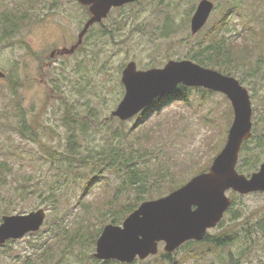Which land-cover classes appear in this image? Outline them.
Returning a JSON list of instances; mask_svg holds the SVG:
<instances>
[{"label":"rangeland","instance_id":"obj_1","mask_svg":"<svg viewBox=\"0 0 264 264\" xmlns=\"http://www.w3.org/2000/svg\"><path fill=\"white\" fill-rule=\"evenodd\" d=\"M15 1L0 0V12L6 11ZM200 1L138 0L116 7L101 23L90 28L76 51L63 53L65 48L70 49L76 44L80 31L91 16L89 8L77 0H39L31 21L9 40L11 42L0 44V71L6 74L0 77V90L6 92L5 97L0 94V108L4 105L1 101L10 98L11 90L16 91L8 113L0 110V115H8L7 120H2H6V124L13 123L21 106L29 119L41 123L48 141H54L58 146L62 140H68L63 128L65 117H83V120H75L76 131L81 136V142H78L83 149L98 147L114 130L119 131L121 136L130 130L129 136L135 141L146 133L142 144L152 155V158L146 159L152 167L162 164L170 167V172L179 175V179L180 176L192 177L198 168L212 164L222 147L218 149L225 138L227 118H233V107L224 94L215 92L204 99V95L195 90L200 88L190 87L194 90L190 93L189 102L173 100L163 103L141 127L133 130L131 128L138 121V116L123 121V126L120 119L111 116V112L124 96L122 71L130 61H136L139 69L148 70L164 67L169 60L186 59L191 43L196 40L190 24L193 13L191 16L189 13L191 10L195 12ZM212 1L216 7L209 22L212 20L214 23L224 7L232 2L245 15L242 18L235 13L231 17V30L229 26L226 34L232 38L237 34L242 39L247 38L246 30L251 26L248 24L245 29L243 23L249 15L258 13L264 16V0ZM167 16L172 17L176 31L164 36ZM191 34L192 39L189 37ZM57 50L58 54L53 55V51ZM240 76L247 79V83L242 84L256 92V101L252 99L253 107H258V114H263L264 51L260 56L256 54L252 63L244 67L236 78L240 80ZM11 78L14 84L10 82ZM8 128L0 131V156L7 143L12 141L19 148L37 153L36 144L18 135L12 126ZM84 134L87 136L83 137ZM38 156L37 160H40ZM18 167L30 169L26 164ZM64 193L71 200L64 204L69 217L59 223L54 217L53 204L47 198L35 196L30 199L33 204L24 213L45 208L46 222L41 230L0 246V264H103V261L91 259V255L96 253V246L71 245L69 238L58 237L59 229L64 225L71 228L81 212L77 207L80 189L72 184L64 189ZM227 195L237 199L235 209H240L244 218L253 219L264 214V192L250 193L240 199L233 191H228ZM84 196L82 202L99 203L106 193L101 186H96ZM244 218L227 214L222 226L218 225L208 232L215 235L237 228L243 237L227 247L222 255L212 254L209 262L199 258L205 250L204 245L185 249L187 245L184 244L172 255L180 261L184 260L183 264H222L228 261L231 253L241 254L244 264H264V239L256 238L253 245L247 243L241 231L245 227ZM95 223L98 224V221ZM164 247L165 243H160L158 255L146 260L137 259L131 264H166L160 257L162 253H167Z\"/></svg>","mask_w":264,"mask_h":264},{"label":"trees","instance_id":"obj_2","mask_svg":"<svg viewBox=\"0 0 264 264\" xmlns=\"http://www.w3.org/2000/svg\"><path fill=\"white\" fill-rule=\"evenodd\" d=\"M38 3L39 0H16L12 3V6L9 5L6 11L0 12V44L11 40L22 31V28L31 21ZM222 12L214 23L211 20L196 34V40L191 43V49L185 58L236 77L242 73L244 67L252 63V59L256 54L260 56L264 51V16L258 13L253 16L249 15L243 24L245 29L248 24L251 28L246 30L247 38L242 39L238 34L237 37L233 38L231 35L226 34L229 26L231 30V17L235 13L244 18L245 15L241 13L240 7L232 2L227 4ZM192 13H194V10H191L189 15L191 16ZM171 19L170 16L166 17L165 30L163 31L166 35L162 33L164 36L171 35L172 31H176L174 22ZM189 37L192 39L193 35L191 34ZM255 72L259 73L260 70H255ZM240 81L241 83H247L244 76H240ZM10 82L15 83L12 78ZM193 90L190 87L180 85L177 89L159 98L138 116V121L132 126L131 130L141 127L140 125L146 121L148 116L153 111L161 108L163 103L173 100L189 102L190 93ZM195 90L204 95V99L207 98L206 95L215 93L204 88ZM249 91L252 92V99L256 101L254 89ZM11 93L8 100L3 99L1 101L4 102V105L0 108L1 112L8 113L9 107L14 102L16 91L11 90ZM0 94L3 97L6 96V92L2 93L1 90ZM233 111H231L233 118H227L225 138L221 140L218 149L221 145L223 147L227 140L228 131L234 119ZM226 117L228 116L226 115ZM3 118L7 120L8 115H0V131L5 128L9 129L8 126H12L18 135L37 145V153L34 150L27 151L26 148H19L18 144L12 143L13 141L8 142L6 148L1 151L0 223L4 215L15 214L16 212L24 213L33 204L30 199L35 196L45 197L53 204L52 208L56 212L54 217L58 220V223L67 219L69 217L66 216L68 208L64 204L66 201L71 202V200L64 193V189L74 184L80 189V199L77 207H80L81 212L75 222L72 223L71 228L64 225L58 231V237L69 238L71 245L95 247L105 225L108 223L121 225L125 218L144 201L167 195L184 185L194 175L207 171L211 166V164L205 165L206 167L202 166L194 172L192 177H190L191 175L185 176V178L180 176L179 179V175H173L170 172V167H165L162 164L160 167H152L149 160L146 161V159L152 158L151 153H148V147L145 149L142 144L146 133L135 141L129 136L130 130L126 131L123 136L119 131L114 130L109 138L100 143L98 147L83 149L78 142L81 136L78 135L75 124L76 119L81 118L83 120V117H65L63 128L66 129L65 133L68 134V140H62L58 143V146L55 145L57 143H54V141H48L41 123L36 119H29L21 106H19L13 123L6 124V120H2ZM121 124L125 125L123 121ZM86 136L87 134H84L83 137ZM123 137L127 140H123ZM125 141L129 142V145ZM36 156L40 160H37ZM263 161L264 113L258 114V107H255L253 136L244 142L237 168L240 172L250 175L259 169V164ZM22 164H26L30 169H20L18 165ZM117 180H119V183ZM96 186H101L105 191L106 196L104 199L99 203L95 201L82 202L84 195ZM164 186L165 189H163ZM237 196L238 198L245 197L240 194ZM237 205V199L233 200V204L226 215L232 213L236 218L238 216L244 218L242 211L235 209ZM244 219L245 227L241 231L244 232L247 243L253 245L256 238L264 239V214L253 219L247 217ZM96 220L98 224L95 223ZM223 222L224 220L219 225L222 226ZM97 225L99 227H96ZM242 238L240 231L237 228H232L215 235L208 233L203 241L193 240L183 245H187L185 249L196 245H204L205 250L199 254V258L209 262L212 254L219 253L222 255L227 247ZM262 242L264 245V241ZM172 254L162 253L160 257L166 264H183L184 260L180 261ZM240 256L241 254L237 256L231 253L228 255V261H223L222 264H244ZM91 259L99 262L94 254L91 255ZM116 262L114 260L103 261V264ZM211 264L218 263L213 262Z\"/></svg>","mask_w":264,"mask_h":264},{"label":"water","instance_id":"obj_3","mask_svg":"<svg viewBox=\"0 0 264 264\" xmlns=\"http://www.w3.org/2000/svg\"><path fill=\"white\" fill-rule=\"evenodd\" d=\"M89 6L91 17L79 33L74 52L90 27L101 23L112 8L138 0H77ZM212 0H201L191 18V32L196 35L209 22L215 10ZM0 71V77H5ZM124 96L111 112L112 117L128 121L139 116L156 100L180 85L198 87L224 94L234 110V119L224 147L214 157L210 168L193 176L184 185L165 196L144 201L130 213L121 225L108 223L96 242L95 258L131 264L158 255L159 244L173 253L188 241H203L211 229L224 219L233 204L227 195L264 192V162L250 175L237 166L245 141L253 136L254 108L249 89L235 76L205 67L193 60H169L164 67L141 70L130 61L122 71ZM47 210L39 208L29 213L4 215L0 223V245L41 230Z\"/></svg>","mask_w":264,"mask_h":264},{"label":"flooded vegetation","instance_id":"obj_4","mask_svg":"<svg viewBox=\"0 0 264 264\" xmlns=\"http://www.w3.org/2000/svg\"><path fill=\"white\" fill-rule=\"evenodd\" d=\"M88 8H89V6H88ZM114 8H116V7H114ZM114 8H112V9H114ZM110 12H111V11H110ZM90 17H91V16H90ZM96 24H98V23H96ZM94 25H95V24H94ZM94 25H92V26H94ZM92 26H91V27H92ZM91 27H90V28H91ZM89 30H90V29H89ZM88 32H89V31H88ZM87 34H88V33H87ZM87 34H86V35H87ZM86 35H85L84 37H86ZM78 40H79V39H78ZM78 40H77V41H78ZM76 43H77V42H76ZM58 51H59V50H57V51H53V55L56 54V53L58 54Z\"/></svg>","mask_w":264,"mask_h":264}]
</instances>
